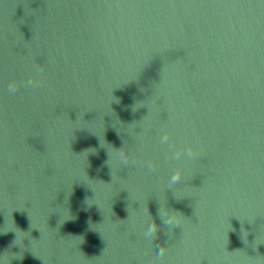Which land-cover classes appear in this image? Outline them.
Masks as SVG:
<instances>
[{
	"label": "water",
	"instance_id": "water-1",
	"mask_svg": "<svg viewBox=\"0 0 264 264\" xmlns=\"http://www.w3.org/2000/svg\"><path fill=\"white\" fill-rule=\"evenodd\" d=\"M0 264H264V0H0Z\"/></svg>",
	"mask_w": 264,
	"mask_h": 264
},
{
	"label": "clouds",
	"instance_id": "clouds-1",
	"mask_svg": "<svg viewBox=\"0 0 264 264\" xmlns=\"http://www.w3.org/2000/svg\"><path fill=\"white\" fill-rule=\"evenodd\" d=\"M28 83L31 84L32 82L29 81ZM10 91H15L14 87L10 86ZM177 178H178V177L174 176L172 179H173V181H175ZM152 231H154V229H151V230L149 231V235L152 233Z\"/></svg>",
	"mask_w": 264,
	"mask_h": 264
}]
</instances>
